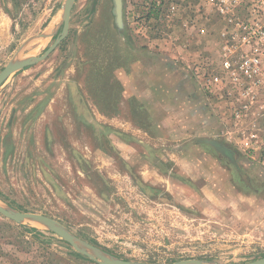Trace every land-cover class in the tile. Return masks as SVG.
Masks as SVG:
<instances>
[{
	"label": "rangeland",
	"instance_id": "1",
	"mask_svg": "<svg viewBox=\"0 0 264 264\" xmlns=\"http://www.w3.org/2000/svg\"><path fill=\"white\" fill-rule=\"evenodd\" d=\"M65 2L0 0V73L45 53L63 32ZM123 4L119 30L112 0H76L57 49L0 87V204L135 264L264 258V171L205 142L234 151L202 96L190 103L171 44L144 48ZM127 76L141 100L124 98ZM0 264L98 263L47 225L0 214Z\"/></svg>",
	"mask_w": 264,
	"mask_h": 264
},
{
	"label": "built area",
	"instance_id": "2",
	"mask_svg": "<svg viewBox=\"0 0 264 264\" xmlns=\"http://www.w3.org/2000/svg\"><path fill=\"white\" fill-rule=\"evenodd\" d=\"M166 1L169 34L159 41L175 45L197 81L219 121L218 138L264 171V0H192L186 17L181 3ZM131 17L135 32L148 37L139 16Z\"/></svg>",
	"mask_w": 264,
	"mask_h": 264
},
{
	"label": "water",
	"instance_id": "3",
	"mask_svg": "<svg viewBox=\"0 0 264 264\" xmlns=\"http://www.w3.org/2000/svg\"><path fill=\"white\" fill-rule=\"evenodd\" d=\"M75 1L76 0H66L65 2L64 26H63L62 34L40 57H32L18 63H9L0 73V87H2L13 74L46 60L49 57V55L57 49L59 44L66 38L68 34L71 13ZM112 1H113V16H114L115 25L119 30H123L124 28L123 0H112ZM205 142L211 145L218 153L222 154L224 157L232 161V163L236 164V159H235L236 153L234 151L230 150L224 144L215 140L205 141ZM0 214L6 217L7 219L12 220L18 224H21L26 220H33L47 225L48 227L51 228V230L54 233H56L64 241L69 243L78 253L91 259L92 261L98 264H135L132 261L120 260L111 256L94 253L85 249L81 244L77 242L76 238L69 231L63 229L60 223L49 217L40 214L12 211L10 209L5 208L1 204H0ZM170 264H206V263L197 259H189V260H181ZM245 264H264V258Z\"/></svg>",
	"mask_w": 264,
	"mask_h": 264
},
{
	"label": "flooded vegetation",
	"instance_id": "4",
	"mask_svg": "<svg viewBox=\"0 0 264 264\" xmlns=\"http://www.w3.org/2000/svg\"><path fill=\"white\" fill-rule=\"evenodd\" d=\"M182 4V17L188 16L186 4L192 0H177ZM169 2L166 0H125V19L129 31L132 33V15H138L139 25L146 30L147 36L159 40L162 37L164 17L168 10ZM136 12V13H135ZM175 24V23H174ZM176 24H179L176 22ZM141 37V36H140Z\"/></svg>",
	"mask_w": 264,
	"mask_h": 264
},
{
	"label": "crops",
	"instance_id": "5",
	"mask_svg": "<svg viewBox=\"0 0 264 264\" xmlns=\"http://www.w3.org/2000/svg\"><path fill=\"white\" fill-rule=\"evenodd\" d=\"M142 39L144 41V45L143 46H144V48H147V49L149 48V46H151L152 43H155L156 45H158L161 42L159 40H156V39L152 38V36L151 37H144ZM169 44H171V43H169ZM201 45H203V43ZM171 46L173 47L172 44H171ZM173 48H174V51H175L173 59L176 58L177 61H178L179 56H178L177 50H175V45H174ZM186 64H187V62H186ZM181 71H182V75L187 79V81L189 83L188 84L189 85L188 93L192 94V97L189 98L190 103L193 104V103L196 102V100L194 98L195 97L194 96L195 93H198L199 95H201L202 99L204 100L203 94L201 92V88L198 85L197 81H195V79L193 78L191 73L187 69H182ZM168 74L172 75L173 72L170 70ZM162 77H163V75H162ZM121 79L122 78L118 79V81H120L122 83V86L124 88V89H122V92L124 94V98L128 99V101L133 100V99L141 100V91L137 90L136 88L133 87L134 83H135L134 81H136V76H133V77L132 76H127L124 80L123 79L121 80ZM173 108L179 109V106L178 105H177V107L173 106ZM219 128L220 127H219V121H218V130H219Z\"/></svg>",
	"mask_w": 264,
	"mask_h": 264
},
{
	"label": "trees",
	"instance_id": "6",
	"mask_svg": "<svg viewBox=\"0 0 264 264\" xmlns=\"http://www.w3.org/2000/svg\"><path fill=\"white\" fill-rule=\"evenodd\" d=\"M163 24H165V23H163ZM163 30H164V29H163ZM110 55L115 56V57H118L119 60H121L120 57L117 56V53H108V52H106V53H104V55H102V59L104 58L103 60H105V59H107L108 56H110ZM113 59H114V58H113ZM114 60H116V59H114ZM105 61H106V60H105Z\"/></svg>",
	"mask_w": 264,
	"mask_h": 264
}]
</instances>
